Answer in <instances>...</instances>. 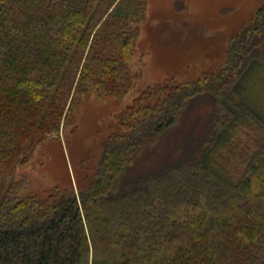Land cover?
<instances>
[{
	"label": "trees",
	"instance_id": "1",
	"mask_svg": "<svg viewBox=\"0 0 264 264\" xmlns=\"http://www.w3.org/2000/svg\"><path fill=\"white\" fill-rule=\"evenodd\" d=\"M146 15L144 0H0V264H264V3L218 73L136 90L85 189L23 195L16 171L84 101L134 89ZM194 111L175 157L167 136Z\"/></svg>",
	"mask_w": 264,
	"mask_h": 264
},
{
	"label": "rangeland",
	"instance_id": "2",
	"mask_svg": "<svg viewBox=\"0 0 264 264\" xmlns=\"http://www.w3.org/2000/svg\"><path fill=\"white\" fill-rule=\"evenodd\" d=\"M144 1L147 15L130 62L135 75L134 89L122 98L93 97L84 101L74 114V123L60 138L38 145L31 161L16 171V176L23 177L28 184L23 195L44 197L54 188L85 189L94 177L102 143L119 127L118 113L131 104L137 96L136 90L164 84L181 85L218 73L230 39L251 22L264 3V0ZM195 111L177 126L182 132L177 138L179 144L175 139L177 130L167 136L165 145L170 148L175 143V157L183 150L184 135L197 121ZM194 132L199 133L200 128L194 127ZM255 138L253 133L248 137L242 134L240 152L245 153V147L251 150Z\"/></svg>",
	"mask_w": 264,
	"mask_h": 264
}]
</instances>
